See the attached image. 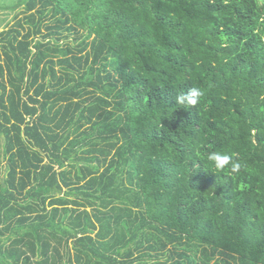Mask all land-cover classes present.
<instances>
[{
  "label": "trees",
  "instance_id": "16d2710c",
  "mask_svg": "<svg viewBox=\"0 0 264 264\" xmlns=\"http://www.w3.org/2000/svg\"><path fill=\"white\" fill-rule=\"evenodd\" d=\"M2 7L0 264H264V0Z\"/></svg>",
  "mask_w": 264,
  "mask_h": 264
},
{
  "label": "clouds",
  "instance_id": "9594fccd",
  "mask_svg": "<svg viewBox=\"0 0 264 264\" xmlns=\"http://www.w3.org/2000/svg\"><path fill=\"white\" fill-rule=\"evenodd\" d=\"M202 95V92L198 88H192L186 94H181L177 96V103L183 104L185 99L187 103L190 105H196L198 102V98ZM230 157L228 155H223L221 153H212L209 155V160L215 163L217 169H222L225 165H227L230 161ZM232 171L236 172L240 169L241 165L239 163H232Z\"/></svg>",
  "mask_w": 264,
  "mask_h": 264
},
{
  "label": "rangeland",
  "instance_id": "374dc122",
  "mask_svg": "<svg viewBox=\"0 0 264 264\" xmlns=\"http://www.w3.org/2000/svg\"><path fill=\"white\" fill-rule=\"evenodd\" d=\"M16 0H14L15 2ZM13 0H0V5L5 6V5H13L14 4ZM21 11H19L17 14H20ZM15 12L13 10H9L7 8L2 7L0 9V32L3 31L8 26H12L16 21L14 19ZM22 15H19L21 17ZM8 23V24H7ZM7 24V25H6ZM72 39V38H71ZM71 41V40H70ZM73 42V40H72Z\"/></svg>",
  "mask_w": 264,
  "mask_h": 264
}]
</instances>
